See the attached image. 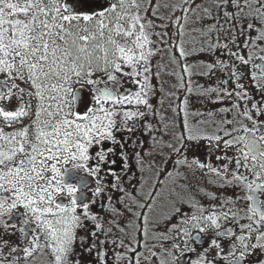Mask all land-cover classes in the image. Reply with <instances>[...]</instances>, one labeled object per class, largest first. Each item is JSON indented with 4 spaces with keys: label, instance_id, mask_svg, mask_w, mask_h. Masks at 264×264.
<instances>
[{
    "label": "snow or ice",
    "instance_id": "obj_1",
    "mask_svg": "<svg viewBox=\"0 0 264 264\" xmlns=\"http://www.w3.org/2000/svg\"><path fill=\"white\" fill-rule=\"evenodd\" d=\"M191 3L194 0H182L180 8L184 15H187L185 6ZM220 7L225 11L217 21H233V25L225 28L221 23L211 31L230 32L231 36L223 44L214 45L208 39L209 48L226 50L239 64H247L239 52L229 48V43L240 47L236 44L239 34L234 26L243 27L241 19L264 21V0H227ZM229 8L231 12L227 11ZM206 17L210 18L207 12ZM163 19L156 14L153 0H0V77H3L0 79V228L7 235L21 234L18 246L6 245L0 240V264H18L20 260L39 264L41 256L46 264H82L81 256L91 257L94 264H109V261L111 264H155L157 252L148 251L144 242L148 231L142 225L148 222V217L140 214L151 212V208L145 209V203L154 201H137L129 189L137 180L133 171L135 162H139L137 171L143 172L145 153L138 151L144 148L142 137L172 148L154 134L160 128H153L147 122L148 116L155 114L148 83L150 58L157 51L154 37L159 34L155 29L163 27L153 20L162 22ZM255 29V23H251L246 30ZM258 39L264 40V25ZM249 46L250 42L244 48ZM180 55L184 57L185 52L181 51ZM217 67L221 71L229 69V80L239 78L229 63ZM183 71L189 73L187 68ZM208 71H213L211 65ZM97 76L100 78L95 79ZM117 76L134 81L137 91L117 96L111 89L101 87L105 83H118ZM258 79L264 80V74ZM223 83L227 85L228 81ZM21 84L26 87L21 88ZM81 84L93 89L91 103L83 112L80 111L84 104ZM236 87L242 90V85ZM189 91L196 96H233L232 91L219 88ZM242 95L245 105L249 100L258 103L249 93L242 92ZM14 97L19 103L10 111L4 105L10 104ZM181 103L186 108L187 98ZM129 107L138 110H117ZM250 110L264 116V105ZM231 123L230 120L221 122L217 135L212 137L185 121L178 139L217 144L224 140L225 146L232 148L234 143L226 139L235 136L226 130ZM238 131L249 137H236V143L243 145L239 159L258 166V172L255 168L249 170L261 180L264 132L257 135L247 128ZM175 163L180 165L183 161L178 157ZM188 166L204 168L195 159ZM78 172L87 174L97 184L91 202L77 197V192L83 190L75 175ZM232 175L236 182L245 185L244 177ZM250 184L249 192L264 194V180L259 185ZM172 193L169 203L175 205L176 199L182 198L181 192L173 186ZM154 195V192L149 194ZM60 197L69 198V202L65 204ZM172 211L174 216L181 212L175 206ZM197 211L199 215L182 220L180 228L173 226L168 230L179 233L172 240L190 235V226L197 227L201 233L206 229L199 227L200 224L219 230L215 216H205L204 210L198 207ZM253 214L264 220V213ZM130 216L141 225L129 224ZM129 227L138 228L139 238L135 243L128 239ZM152 235L160 238L159 243H167L163 233L153 231ZM245 239L239 241L242 248L238 261L245 259L244 249L249 248L244 244ZM259 240L258 246L264 249V236ZM151 243L154 248L159 246L156 241ZM211 246L220 247L215 241ZM173 251L186 249L173 245ZM162 255L172 257V252L165 249ZM176 259L173 258L172 264H176ZM204 259L200 256L201 261Z\"/></svg>",
    "mask_w": 264,
    "mask_h": 264
},
{
    "label": "flooded vegetation",
    "instance_id": "obj_2",
    "mask_svg": "<svg viewBox=\"0 0 264 264\" xmlns=\"http://www.w3.org/2000/svg\"><path fill=\"white\" fill-rule=\"evenodd\" d=\"M156 1L153 0L154 3ZM178 1L179 3L169 16L171 17L175 13L172 24L173 32L177 35L181 32L184 16L194 21L196 17L194 13L202 9L205 14L206 12L210 14L209 26L214 28L222 23L225 28H228V26L233 25V21L225 23L224 20L218 22L216 19L218 16L223 15L225 9L220 6L226 3L227 0H194V3L185 6L187 15H184L180 8L182 0ZM227 11L231 12L232 9L229 8ZM171 21L170 18V23ZM177 21L179 22L177 23ZM251 23H255L256 29L247 31V26ZM240 25H243V27L234 26L235 31L239 34L236 44L240 47L237 48L236 45L229 43V48L232 51L239 52V55L248 61L247 64H239L234 57H229L226 50L219 48L215 51L211 50L208 56L203 55L207 66L197 61L196 58L199 54L195 50L194 53L191 52L192 56L185 53L184 57L180 55L181 50L174 51V59L177 60L178 69L184 80L193 78L198 82L201 89L219 88L220 91L233 92L232 97L216 94L201 96L197 104L205 112L212 110L211 105L216 106V110L213 112L218 118V129L221 122L227 120L232 122L226 130L234 132L235 136H229L226 139L232 141L235 146L232 148L226 147V141L224 140L219 144L207 140L200 141L192 145L190 154L186 159L187 162H185L189 164L191 160L195 159L204 166L203 169L188 166L189 169L182 173L181 170H183L184 164H180L178 165L180 171H177V175H174L175 169L152 170L149 172L151 175L147 176L149 173L145 175V181L148 178V185H144L143 202L150 199L154 202L145 203V209L151 208V212L146 211L140 214L148 217V222L142 225L148 231V234L144 237V242L148 245V251L157 252L155 264H162V261L163 264H172L173 258H178L176 264H264V249L258 246L260 243L259 238L264 236V220H261L259 215L253 214L257 211L264 213V194L249 192L250 182L259 185L264 177L257 180L253 171L249 169L255 168L258 172V166L251 165V161L239 159L243 155L241 151L243 145L236 143V137L249 138L245 136L243 131H238V129L247 128L250 132H256L257 135L264 132V116L250 110V107L257 108L264 105V80L258 79L264 74V42L258 39L264 21L255 20L254 18L250 21L249 18H245L240 20ZM229 36H231L230 32L214 31L212 42L214 45L223 44L228 42ZM249 42V48L245 49L244 45ZM204 49L210 48L207 46ZM185 57H188V63L184 62ZM222 63H229L230 68H235L239 78L233 77L232 80H229L231 75L229 69L221 71L217 67ZM209 65L213 68L212 72L208 71ZM185 68L189 69V73L183 71ZM254 77L257 79H253ZM224 81H228L227 85L223 83ZM236 85H242V90L238 89ZM242 92L249 93L258 103L254 104L253 101L249 100L248 104L245 105V97ZM234 97L239 99H234ZM213 100L218 102L213 103ZM235 105H239V107H234ZM5 107L11 111L17 105ZM245 116L250 117V119H244ZM216 135L217 132L213 137ZM167 167L176 168L177 164H168ZM168 173L171 175H167ZM216 173H220V175L217 176ZM233 173L244 177L245 185L236 182ZM75 175L79 177L80 182L83 184V190L77 192V197H81L86 201L91 200L93 188L89 178L81 172ZM228 181H232V183H228ZM173 186L181 192L182 197L176 199L175 205L169 203V197L173 195ZM153 192L155 195L150 197L149 194ZM133 194L135 193L133 192ZM257 196H259V207H257ZM64 203L67 204L65 201ZM193 205L203 209L205 216H215L219 230L217 231L207 224H200L199 227L206 229L205 232L201 233L197 227L190 226L188 227L190 235L180 236L179 239L172 240L171 237L179 236V233L175 230L169 232V229H173V226L180 228L182 220L191 219L193 214L199 215L197 207H193ZM174 206L180 208V215H173L172 209ZM128 223L141 225L140 221L133 220L131 216ZM153 231L157 234L163 233V238L167 239V243H159L160 238L152 235ZM127 232L128 239L135 243L136 239L139 238L138 228L129 227ZM117 236H120L119 232ZM245 237L247 239L244 240V244L248 245L249 248L244 249L245 259L238 261L237 256L241 254L242 248L239 241ZM152 241H156L159 246L154 248ZM184 241H187V243L185 244ZM197 241L199 242L197 243ZM212 241L220 245L219 249L211 246ZM173 245H179L186 251L174 252ZM165 249L172 252V257L162 255ZM249 251L251 254H248ZM200 256H204L205 259L201 261ZM80 259L82 264H94L91 257L81 256ZM109 264H111V261H109Z\"/></svg>",
    "mask_w": 264,
    "mask_h": 264
},
{
    "label": "rangeland",
    "instance_id": "obj_3",
    "mask_svg": "<svg viewBox=\"0 0 264 264\" xmlns=\"http://www.w3.org/2000/svg\"><path fill=\"white\" fill-rule=\"evenodd\" d=\"M178 3V0H157L155 3L153 2V6L156 8V14L164 19L162 22L153 20V23H162L163 27L155 29L159 34L154 37L157 51L156 55L150 58L149 66L151 67V72L149 74L148 83L152 94L150 103L152 104L155 114L154 116H148L147 122L150 123L153 128H160V132L154 134L160 141L170 143L172 148H164L163 143H154L148 137L141 138L144 143V148L139 149L138 151L145 153L143 172L141 173L140 171H137L139 168V162H135L133 164V171L136 172L137 180L134 182L135 186L129 189V191L135 193L136 200L140 202H143L145 175L147 173L152 170L160 169L166 171L175 169L174 175H177V171H180L178 164L176 168H169L167 166L172 163L176 164L175 161L178 157L184 164L181 172L184 173L189 169L188 164H186V159L188 158L191 147L194 143L190 141L182 142L178 139L183 131L185 121L189 125L199 126L203 130V134L207 136L213 137L218 129V118L213 112L216 110V106L213 107V105H211L210 107L212 110L209 112L202 111V109L199 108L197 101L201 99V96H196L189 91V89L193 88L201 89L198 86V82L193 78L184 80L178 69L177 60L174 59V51L176 50L184 51L185 53H188V55H191V52L194 53L196 51L199 54L196 58L197 61L206 65L207 62L203 55L208 56L211 50L204 48L209 46L207 40H212L214 31H211V29L213 27L208 25L210 19L206 17V14L201 8L202 10L194 13L196 16L194 21L189 20V17L185 18L184 16V23L181 32L177 35L173 32V15L171 17L169 16ZM170 18L172 19L171 23ZM249 19L250 21L252 20V18ZM172 44H175L176 47H172ZM184 62H189L188 57L184 58ZM99 78V76L95 77V79ZM0 79H3V77H0ZM117 79L119 81L118 83H105L102 84L101 87L111 89L117 96L124 93L134 94L137 91L134 81L127 80L122 76H117ZM20 87L25 88L26 86L21 84ZM80 87L83 89L81 95L84 98V104L81 105L80 111L83 112L85 107L91 103L93 89L86 87L83 84H81ZM185 97L188 100L186 108L181 103ZM18 103L19 102L14 97L10 104L4 106L14 107L18 105ZM117 110L135 112L138 109L129 107L127 109L120 108ZM139 110L143 111V109ZM199 113H203V115H199ZM202 121L203 124H201ZM139 135L140 134L137 133V136ZM85 175L89 178L92 188L95 189L97 187L96 182L87 174ZM148 175L151 174L149 173L147 176ZM146 181V185H148V178H146ZM141 185H143V187H141ZM60 198L66 203L69 202L67 197ZM92 199L93 194L91 195V200H88V202H91ZM17 223H19V221H17ZM0 240H3L6 245L18 246L21 243V234L17 232L14 236L7 235L3 228H0ZM18 264H28V262L20 260ZM39 264H46V260L43 256L39 257Z\"/></svg>",
    "mask_w": 264,
    "mask_h": 264
}]
</instances>
